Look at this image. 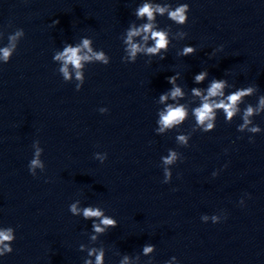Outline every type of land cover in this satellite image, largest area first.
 <instances>
[{
    "label": "clouds",
    "instance_id": "1",
    "mask_svg": "<svg viewBox=\"0 0 264 264\" xmlns=\"http://www.w3.org/2000/svg\"><path fill=\"white\" fill-rule=\"evenodd\" d=\"M190 11L189 5L187 3H182L176 6L174 9L168 3H148L145 2L137 7L135 10V16L137 19L147 18V22L143 23L139 27L130 26L126 32V38L123 43L126 45L124 52L127 54V60L122 57V62L124 63H135L137 60V54L142 53L148 57L159 56L161 60L165 59V53H167L172 39L175 37L170 33V29H161L157 23V15L165 16L177 25H185L188 22V12ZM59 20H54L53 24L57 25ZM178 36L184 39L187 36L186 32L179 31ZM24 36L23 29H17L14 34L8 36V46L0 48V60L3 63H8L13 53L17 49V41ZM134 37H141L142 43L134 42ZM152 41V44L148 46V41ZM93 41L90 38H81V42L76 46L71 44H65L62 51H57L53 55V61L61 62L59 72L62 74L64 81L71 79V74L69 72V65L75 70L76 80L79 83L76 84V90L79 91L84 83L85 77L84 73L81 71L86 63L98 62L103 65H108L110 63V57L106 55L103 50L94 51L92 48ZM197 48L195 46H184L181 51L177 53L178 56H190L195 55ZM149 63L151 60L148 61ZM208 76L207 70H202L200 73L194 76V83L200 84ZM180 77L179 73L167 77V81L172 88L161 94L159 97L160 102L163 104L166 100L171 97L175 100L177 97H183L184 93L180 86H177V80ZM227 86V81L225 79H212L209 86L206 89V95H202L200 88H192V94L194 96L201 98V104L199 107L192 109V116L194 117L195 123L192 127V132L197 130L208 133L215 130L217 111L223 110L225 114V122L231 123L233 117L236 115L240 109H238L237 104L241 102L242 98L251 96L255 91H257V86L250 85L248 87L237 88L235 91L227 94L225 96L224 89ZM213 98H220L219 100ZM261 111H264V95L259 97V104L254 109L251 104H248L243 111L242 120L243 123L237 126V131L243 132L245 129L251 133H260L261 128L258 125H254L249 119L250 116L255 112L259 115ZM101 113L107 112L106 108L100 109ZM189 113L183 104L178 106H173L168 104L164 111L159 112V119L157 120L158 127L155 129L157 134L165 133L166 130H172L176 126H181L187 119ZM249 125H252L249 127ZM191 133L180 134L176 136V141L183 145L184 147L189 146V140ZM250 142H254L252 137H249ZM42 149L37 148L33 159L29 162L28 168L31 175H36V168H40L41 171L44 170L45 165L41 163L39 157ZM101 163L107 159V154L105 156L99 157ZM163 163L165 165H171L177 161V152L169 150L168 155L162 157ZM217 173H213V176ZM172 178V172L165 167L164 168V183H169ZM80 201L77 200L75 203L69 205V211L73 216H82L84 220L92 221V232L94 233L90 239L95 241L97 239L96 234H105L109 229L118 226V221L111 216L105 215L104 209L99 206H86L78 207ZM242 203V202H241ZM203 220H207V216L202 217ZM213 223H218L220 218L213 215ZM15 240V232L11 227L0 229V257L5 256L13 252L12 243ZM79 250H84V245L79 246ZM154 250L153 245H148L143 247V254L147 256ZM88 256L95 258V264H104L105 262V249L100 248H90L88 249ZM175 260L176 258L173 257ZM84 264H93L91 259L84 261ZM120 264H129V257L127 255L123 256Z\"/></svg>",
    "mask_w": 264,
    "mask_h": 264
}]
</instances>
